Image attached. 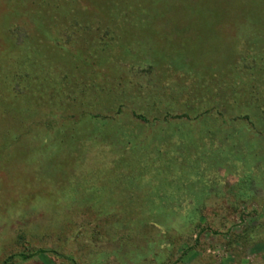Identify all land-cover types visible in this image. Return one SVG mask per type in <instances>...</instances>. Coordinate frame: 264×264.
Here are the masks:
<instances>
[{
	"label": "rangeland",
	"instance_id": "obj_1",
	"mask_svg": "<svg viewBox=\"0 0 264 264\" xmlns=\"http://www.w3.org/2000/svg\"><path fill=\"white\" fill-rule=\"evenodd\" d=\"M0 264H264V0H0Z\"/></svg>",
	"mask_w": 264,
	"mask_h": 264
},
{
	"label": "trees",
	"instance_id": "obj_2",
	"mask_svg": "<svg viewBox=\"0 0 264 264\" xmlns=\"http://www.w3.org/2000/svg\"><path fill=\"white\" fill-rule=\"evenodd\" d=\"M180 68L179 69H183L184 70V68L180 65L179 66ZM170 69V68H169ZM162 98V97H161ZM166 98V97H165ZM167 98H169L170 99V96H168ZM173 98V96L171 97V99ZM21 256L23 257V258H26L27 256L26 255H24V254H21Z\"/></svg>",
	"mask_w": 264,
	"mask_h": 264
}]
</instances>
